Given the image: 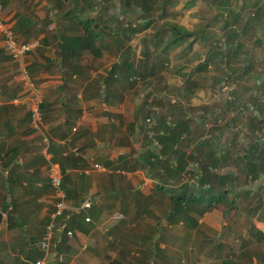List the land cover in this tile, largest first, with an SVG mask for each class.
Wrapping results in <instances>:
<instances>
[{
    "label": "crops",
    "instance_id": "crops-1",
    "mask_svg": "<svg viewBox=\"0 0 264 264\" xmlns=\"http://www.w3.org/2000/svg\"><path fill=\"white\" fill-rule=\"evenodd\" d=\"M0 6V16L13 29L18 14L32 17L35 35L29 40L16 35L21 41L38 43L20 63L0 37V211L4 214L0 264H35L40 259L47 264H143L145 254L162 240L159 232L164 221L171 228L184 224H176L169 217L170 198L156 189L158 181L140 156L148 145L156 146L155 135L165 128L164 120L193 119L194 126V119H199L190 114L188 104L183 105L182 112V106L165 107L160 99L154 102L150 98L145 105L146 91L131 88L124 80L121 84L106 80L107 85L101 75L116 62L114 56L102 67L84 63L81 58L87 70L69 76L65 83L59 66L62 59H57V22H46L49 1L0 0ZM195 99L191 106L196 105ZM144 106L145 112L154 111L153 127L147 122L150 115L138 113ZM35 108L41 112L39 126L33 122ZM197 126L195 132H200ZM221 141L227 144L230 138L222 136ZM191 167H198V161ZM52 169L62 175L70 206L65 219L74 232L73 236L58 234L59 241L63 238L65 242L57 254L40 247L57 201L50 178ZM187 171L185 181H195L196 175ZM241 178L250 179L241 175L234 190L243 195L251 191L243 202L252 210L250 223L245 226L250 234L254 227L264 233V205L257 211L264 173L250 180L254 187H238ZM88 201L91 206L86 208ZM220 209L205 214L218 211L225 217ZM115 213L125 216L115 218ZM199 219L196 227L184 226L187 233L179 239L189 240L202 226ZM225 221L231 232L240 224L238 217ZM251 236L264 243V239ZM160 247L165 249L163 242Z\"/></svg>",
    "mask_w": 264,
    "mask_h": 264
},
{
    "label": "trees",
    "instance_id": "trees-1",
    "mask_svg": "<svg viewBox=\"0 0 264 264\" xmlns=\"http://www.w3.org/2000/svg\"><path fill=\"white\" fill-rule=\"evenodd\" d=\"M48 1L51 7L46 22L54 23L56 18V40L57 43H62V63L59 66L64 82L69 76L87 70L88 66L84 67L81 63L83 54L91 53L95 59H100L109 53L117 60L111 69L106 70V75H101L102 79L106 78L103 81L108 85L106 80L119 84L124 80L131 88L146 91L145 105L151 98L154 102L160 99L161 104L168 107L169 104L164 99L172 97L160 92L163 90L157 87L163 79L160 72L171 63V53L175 49L183 47V51L188 50L196 43L207 48L203 61L194 66L189 74L183 75L184 83L179 94L181 100L172 99L174 107L182 106L179 108L182 112L184 104L192 108V98L195 96L192 86L197 84V80L189 81L192 73L206 72L213 66L220 69L221 64L233 73H236L237 65L238 71L242 67L243 74L251 73L253 60L257 58L256 45L259 47L264 43L259 33L263 26L255 31L253 38L248 36L250 22L258 23L257 27L264 24V15L261 14L264 6L261 0H255L256 11L248 16L247 23L242 21L246 5L240 7L238 0H205L217 10L213 20L220 18L224 22L221 37L223 42L209 30L208 24L189 29L171 18V8L184 2V9H190L199 0ZM17 19L15 32L25 36L26 40L32 38L35 35L32 33L36 26L35 20L20 14ZM141 34L144 35L140 38V50L137 54L136 47L131 46V40ZM198 58L201 59L202 56L196 52L195 59ZM185 63L183 65L187 64ZM229 78L226 75V79ZM164 83L166 88H172L168 87L169 83L166 81ZM99 88L102 89L100 86ZM248 89L249 92L238 96L239 102L244 101L245 118L238 125V130L231 132L227 144H223L221 137L224 133L227 134L229 128L216 126L213 128L216 133L195 132L200 121L194 119L192 126L193 119L185 121L180 117L174 121L164 120L165 128L155 135L157 145H148L140 156L145 159L151 177L158 181L156 189L169 196V217L176 224L196 227L199 217L217 208H225L228 221L237 218V213L245 212L246 205L243 202L249 199L251 191L247 190L245 195L236 193L235 182L241 175L255 181L264 173V78L256 81L254 88ZM236 104L237 101H229L227 109ZM216 110L222 112L221 109ZM145 111L146 106L140 107L138 113L141 116L150 115L148 118L155 115L154 111ZM206 114L211 115V111L208 110ZM218 115L219 118L222 117L221 114ZM204 124L200 125L201 129L205 128ZM189 132L194 135L191 136ZM195 161H198V167H191ZM186 171L196 175V180L185 181ZM259 205L257 211L263 208L264 202ZM251 234L264 239V233L255 227ZM59 242L56 254L62 250L65 239L61 238ZM160 243L158 240L154 248L145 254L143 264H153L154 257L160 255L161 251L164 252ZM117 262L118 260L115 263Z\"/></svg>",
    "mask_w": 264,
    "mask_h": 264
},
{
    "label": "rangeland",
    "instance_id": "rangeland-1",
    "mask_svg": "<svg viewBox=\"0 0 264 264\" xmlns=\"http://www.w3.org/2000/svg\"><path fill=\"white\" fill-rule=\"evenodd\" d=\"M238 1L240 7L244 4L246 5L242 21L247 23L248 16L256 11V7L254 6L255 0ZM261 3L262 6H264V0H261ZM216 12L217 10L209 6L205 0H199V3L190 9H184V2L175 8H171L170 16L174 21L189 29H195L200 26V24H208L210 25L208 27L209 30L217 35L220 41L223 42L221 37L224 33L222 29L224 22L220 18L213 20ZM261 14L264 15V7ZM257 26L258 23L255 22H250L248 24V36L253 38L255 36V31L263 26L259 33L264 41V24L259 27ZM142 35L144 34L137 35L131 40V46L136 47L137 54L140 50L139 41ZM200 44L201 43H196L193 45V48L188 50L183 51V47H180L172 51L171 63L160 72L163 79H161L162 82L158 84L157 88L163 90L160 92L167 93L172 97L167 100L164 99V102L168 103L170 106L174 105V102H172L173 98L177 101L181 100L179 94L180 88L183 87L184 83L182 79L183 75L189 74L193 67L200 63V61H203L207 55V48L204 47V49ZM256 46L257 58L253 60L254 65L251 73L243 74L244 71L242 67H240L238 71V65L235 67L236 73H233L230 69H226L227 67L224 64H221L220 69L213 66L209 71L191 74L189 81L192 79L197 80V84L192 86V90H194V95L196 96L194 101L196 105L190 108V114L199 119V125L203 123L206 124H204L205 128L201 129V126L199 127L200 131H205L206 133L212 131L216 133L213 129L216 126L222 129L229 128L228 131L230 135L224 133L222 136L230 138L231 132L233 133L238 130V125L244 120L246 112L243 109L244 101L242 100L239 102L238 96L243 95L245 92H249L248 88H254L256 81L264 78V43L259 47L258 45ZM196 52L201 54V59H195ZM88 54L89 53L83 54L82 60L84 63H92V66L99 65L102 67L111 63L112 60V56H110L109 53L101 60L95 59L94 57L91 58L92 56L89 57L90 55ZM100 63L102 65H100ZM184 63L186 65H183ZM234 63L238 64L236 61ZM226 75L230 76V78L226 79ZM164 81L169 83L168 87L172 88H166ZM249 94L245 98H247ZM231 100L234 102L237 101V104L235 107L227 109L228 103ZM216 109H221L222 112ZM208 110L211 111V115L206 114ZM218 113L222 115V119L219 118ZM230 122L233 124L229 125ZM246 185L254 187L255 182L253 183L244 178L238 181V187ZM258 196L260 197L258 200L259 205L264 200V198H262L264 197V187L262 191L259 189ZM255 199L256 198H254L253 201H255ZM220 210L223 213L226 211L224 207ZM250 210L246 206L245 212L237 213L240 224H238V226L234 225V232L229 231V226L225 225L227 222L225 221L226 217L222 216L220 212L217 211L207 215L205 214L199 219L202 226L198 228L196 233L192 232V237L187 241L179 239V237H185L187 233L186 227L175 225L171 228L167 226V220L164 221V229L159 233L161 235L164 234L165 238L159 241L163 242L165 249H163V253L160 252V255L156 257L155 264H264V256L262 255L264 253V243L252 237L248 232V227L245 226V224L250 223L249 214L252 211ZM162 218L164 220L166 218L165 210L162 213ZM172 235L175 237H172ZM135 264H137V262Z\"/></svg>",
    "mask_w": 264,
    "mask_h": 264
},
{
    "label": "built area",
    "instance_id": "built-area-1",
    "mask_svg": "<svg viewBox=\"0 0 264 264\" xmlns=\"http://www.w3.org/2000/svg\"><path fill=\"white\" fill-rule=\"evenodd\" d=\"M1 9V6H0ZM0 37L4 39L6 43V48L10 55L13 57L14 60L22 63L26 57V55L33 50L38 43L34 42H27L21 41L18 39L15 30L13 27L7 23L1 16H0ZM27 74L26 72H24ZM33 122L36 126H39L41 122V112L38 108H35L33 111ZM148 124L151 127L155 126V120L153 118L147 119ZM157 141H155V145H157ZM96 167L102 168V166L96 164ZM51 183L55 188V196L57 198L55 204V210L50 217V221L48 222L46 232L43 235V238L40 243V247L46 253L50 251H56L58 245V234L62 235L66 233L68 236H73L74 232L68 229L66 215L70 211V206L67 201V193L63 188V178L62 175L56 172L54 169L51 170L50 173ZM86 208L91 206V201H88L84 205ZM115 218H123L124 216L121 213H115ZM35 264H47L45 259L38 260Z\"/></svg>",
    "mask_w": 264,
    "mask_h": 264
},
{
    "label": "water",
    "instance_id": "water-1",
    "mask_svg": "<svg viewBox=\"0 0 264 264\" xmlns=\"http://www.w3.org/2000/svg\"><path fill=\"white\" fill-rule=\"evenodd\" d=\"M55 20H56V18H55ZM61 50H62V43L59 42L58 43V51H57V59L59 61H61V59H62ZM3 219H4V214L0 211V228H1V225L3 222Z\"/></svg>",
    "mask_w": 264,
    "mask_h": 264
}]
</instances>
